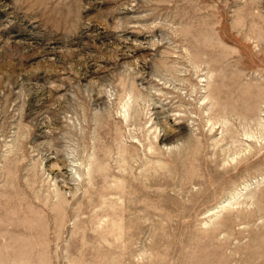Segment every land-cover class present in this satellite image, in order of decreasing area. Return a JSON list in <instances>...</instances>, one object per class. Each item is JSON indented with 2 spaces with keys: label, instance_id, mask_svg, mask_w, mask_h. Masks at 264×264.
<instances>
[{
  "label": "rangeland",
  "instance_id": "1",
  "mask_svg": "<svg viewBox=\"0 0 264 264\" xmlns=\"http://www.w3.org/2000/svg\"><path fill=\"white\" fill-rule=\"evenodd\" d=\"M0 264H264V0H0Z\"/></svg>",
  "mask_w": 264,
  "mask_h": 264
},
{
  "label": "bare ground",
  "instance_id": "2",
  "mask_svg": "<svg viewBox=\"0 0 264 264\" xmlns=\"http://www.w3.org/2000/svg\"><path fill=\"white\" fill-rule=\"evenodd\" d=\"M187 147V146H186Z\"/></svg>",
  "mask_w": 264,
  "mask_h": 264
}]
</instances>
